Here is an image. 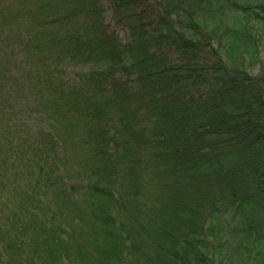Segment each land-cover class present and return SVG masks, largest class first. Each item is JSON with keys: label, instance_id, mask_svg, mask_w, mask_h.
Returning a JSON list of instances; mask_svg holds the SVG:
<instances>
[{"label": "trees", "instance_id": "obj_1", "mask_svg": "<svg viewBox=\"0 0 264 264\" xmlns=\"http://www.w3.org/2000/svg\"><path fill=\"white\" fill-rule=\"evenodd\" d=\"M110 1L0 0V264H264V0Z\"/></svg>", "mask_w": 264, "mask_h": 264}, {"label": "rangeland", "instance_id": "obj_2", "mask_svg": "<svg viewBox=\"0 0 264 264\" xmlns=\"http://www.w3.org/2000/svg\"><path fill=\"white\" fill-rule=\"evenodd\" d=\"M253 3H256V0H250ZM104 8H105V21L107 23L112 22V16H113V5L110 0H102ZM119 35L121 36V39L126 42L128 40V33L126 29L119 30ZM258 35V34H257ZM259 39V59L260 62H258L255 69H253L251 72H257V70L260 68H264V28L261 29L258 35ZM78 71V69H77ZM73 72V70H72Z\"/></svg>", "mask_w": 264, "mask_h": 264}]
</instances>
